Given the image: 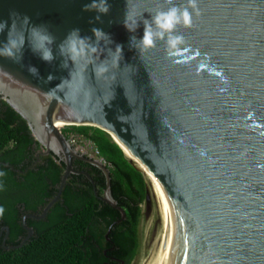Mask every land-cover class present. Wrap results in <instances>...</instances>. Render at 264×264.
<instances>
[{
	"label": "water",
	"instance_id": "1",
	"mask_svg": "<svg viewBox=\"0 0 264 264\" xmlns=\"http://www.w3.org/2000/svg\"><path fill=\"white\" fill-rule=\"evenodd\" d=\"M173 5L192 14L182 42L144 49ZM0 98L61 138L66 173L57 122L103 130L155 177L131 264H264V0H0Z\"/></svg>",
	"mask_w": 264,
	"mask_h": 264
},
{
	"label": "flooded vegetation",
	"instance_id": "2",
	"mask_svg": "<svg viewBox=\"0 0 264 264\" xmlns=\"http://www.w3.org/2000/svg\"><path fill=\"white\" fill-rule=\"evenodd\" d=\"M15 121L20 126V120ZM24 123L19 134L25 137L17 141L11 139L0 152V208L4 210L0 215V254L15 253L36 232L45 231L69 209L83 208V205L98 204L97 209L101 210L109 206L119 212L118 220L112 221L107 216L99 218L92 226L98 233L103 226V238L110 242L111 226L123 220L125 212L123 215L106 200L108 186L113 198L110 164L100 155L93 138L73 125L60 127L59 134L70 153V171L66 173L67 155L61 147V138L49 132L50 140L47 141V135L39 137L26 121ZM116 205L119 206L117 202ZM112 249H102L109 261L101 264H110V261L124 264L123 259L108 254Z\"/></svg>",
	"mask_w": 264,
	"mask_h": 264
},
{
	"label": "trees",
	"instance_id": "3",
	"mask_svg": "<svg viewBox=\"0 0 264 264\" xmlns=\"http://www.w3.org/2000/svg\"><path fill=\"white\" fill-rule=\"evenodd\" d=\"M15 120L25 126V120L7 102L0 100V152L11 139L17 141L25 137L19 134L23 128ZM74 127L93 138L100 155L110 164L111 193L125 212L123 220L115 221L111 226L108 234L111 243L103 238V226L100 233L92 226L99 218L107 216L112 221L118 220L119 212L109 206L101 210L97 209L98 204L83 205V208L69 209L45 231L36 232L15 253H1L0 264H101L109 261L102 249L111 247L108 254L123 259L124 264H131L139 247L140 204L145 200V177L128 162L120 147L103 130L93 126ZM110 264L113 263L110 261Z\"/></svg>",
	"mask_w": 264,
	"mask_h": 264
},
{
	"label": "clouds",
	"instance_id": "4",
	"mask_svg": "<svg viewBox=\"0 0 264 264\" xmlns=\"http://www.w3.org/2000/svg\"><path fill=\"white\" fill-rule=\"evenodd\" d=\"M172 0H169L171 3ZM190 6L195 9L196 8V0H189ZM87 8V6H86ZM107 11V8H105ZM153 25H155V30L153 29ZM183 25L184 27L192 26V14L188 10L187 7L181 9L180 7L173 5L167 11L158 12L151 20V22L146 21L143 35L140 38V43L144 49H150L155 46V41L165 40L168 46L172 49L176 48L181 42V37L174 35V32L177 26ZM94 32H99V29H93ZM135 39V37H129V43ZM119 48H122L123 45H118ZM45 61H51V54L43 57ZM29 72L35 75H38L39 71L37 68L30 67ZM49 79H51V75H49ZM3 208H0V215L3 214Z\"/></svg>",
	"mask_w": 264,
	"mask_h": 264
},
{
	"label": "rangeland",
	"instance_id": "5",
	"mask_svg": "<svg viewBox=\"0 0 264 264\" xmlns=\"http://www.w3.org/2000/svg\"><path fill=\"white\" fill-rule=\"evenodd\" d=\"M149 188H150L149 183L146 181V190L148 191V193H149ZM140 206H141V218H140V223H139V245L145 234L147 223H148L149 198L145 199L144 202L140 204Z\"/></svg>",
	"mask_w": 264,
	"mask_h": 264
},
{
	"label": "bare ground",
	"instance_id": "6",
	"mask_svg": "<svg viewBox=\"0 0 264 264\" xmlns=\"http://www.w3.org/2000/svg\"><path fill=\"white\" fill-rule=\"evenodd\" d=\"M57 124V126H63L64 124L63 123H61V122H57L56 123ZM120 149H121V151H122V153H123V155L125 156V158L135 167V168H137L138 170H140V172L144 175V177H145V180L149 183V187H151V185H152V183H153V181H154V179H155V177L147 170V169H145V168H143V166H141V164L137 161V160H135V159H133L131 156H130V154H129V152L127 151V149L125 148V147H123L122 145H120Z\"/></svg>",
	"mask_w": 264,
	"mask_h": 264
}]
</instances>
